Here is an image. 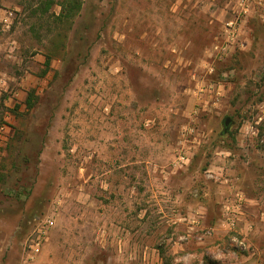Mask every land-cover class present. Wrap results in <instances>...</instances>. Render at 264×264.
<instances>
[{"label":"rangeland","instance_id":"rangeland-1","mask_svg":"<svg viewBox=\"0 0 264 264\" xmlns=\"http://www.w3.org/2000/svg\"><path fill=\"white\" fill-rule=\"evenodd\" d=\"M239 3L0 0V264H264V17Z\"/></svg>","mask_w":264,"mask_h":264},{"label":"built area","instance_id":"built-area-1","mask_svg":"<svg viewBox=\"0 0 264 264\" xmlns=\"http://www.w3.org/2000/svg\"><path fill=\"white\" fill-rule=\"evenodd\" d=\"M239 5L241 6V13L243 15L248 12V5L244 0H240ZM16 12L14 10H6L0 8V24L2 25L3 30H9ZM234 28L233 21L227 23V29L231 30ZM224 49V48H223ZM5 78L0 75V85L5 83ZM5 126H0V144L1 139L3 138V133ZM243 194L237 193L231 198H226L221 209V217L219 219V226L222 229L235 230L237 222L242 213V202L245 199L242 197ZM53 220L51 218H46L40 220L36 226L34 236L30 239L29 243L25 246V262L32 263L35 261L37 256L41 252L43 243L46 242L49 235L50 229L52 228Z\"/></svg>","mask_w":264,"mask_h":264},{"label":"crops","instance_id":"crops-1","mask_svg":"<svg viewBox=\"0 0 264 264\" xmlns=\"http://www.w3.org/2000/svg\"><path fill=\"white\" fill-rule=\"evenodd\" d=\"M244 1L248 5V12L247 13L253 14L255 16L260 15V16L264 17V8H263V10L260 8V5L264 6V0H244ZM239 6L240 5H238L237 7H239ZM239 8L241 10V6ZM16 49H17V46H9L7 53H6V57L14 59L15 58L14 53H15Z\"/></svg>","mask_w":264,"mask_h":264},{"label":"water","instance_id":"water-1","mask_svg":"<svg viewBox=\"0 0 264 264\" xmlns=\"http://www.w3.org/2000/svg\"><path fill=\"white\" fill-rule=\"evenodd\" d=\"M229 122H230V119L229 118H225V120H224V128H225V130H227V128L229 126Z\"/></svg>","mask_w":264,"mask_h":264},{"label":"trees","instance_id":"trees-1","mask_svg":"<svg viewBox=\"0 0 264 264\" xmlns=\"http://www.w3.org/2000/svg\"><path fill=\"white\" fill-rule=\"evenodd\" d=\"M48 65H49V61H47V63L45 64V66L48 67Z\"/></svg>","mask_w":264,"mask_h":264}]
</instances>
